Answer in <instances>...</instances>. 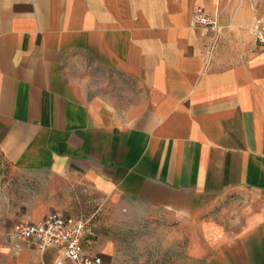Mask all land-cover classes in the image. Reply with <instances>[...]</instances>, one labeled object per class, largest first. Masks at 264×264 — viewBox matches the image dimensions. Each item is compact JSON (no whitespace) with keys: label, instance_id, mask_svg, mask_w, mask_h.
<instances>
[{"label":"crops","instance_id":"0c3cea01","mask_svg":"<svg viewBox=\"0 0 264 264\" xmlns=\"http://www.w3.org/2000/svg\"><path fill=\"white\" fill-rule=\"evenodd\" d=\"M197 5L215 28L194 23ZM263 11L0 0V154L27 185L0 211V264L63 258L14 235L52 211L84 222L83 249L105 264L122 263L114 219L168 264H264Z\"/></svg>","mask_w":264,"mask_h":264},{"label":"built area","instance_id":"2783aa9c","mask_svg":"<svg viewBox=\"0 0 264 264\" xmlns=\"http://www.w3.org/2000/svg\"><path fill=\"white\" fill-rule=\"evenodd\" d=\"M197 25L216 27L214 15L197 5L192 13ZM254 37L259 48L264 50V11L256 19ZM84 222L73 221L57 211L36 221H20L14 226V235L23 240H32L37 248L55 246L62 249L63 258L55 264H105L101 256L84 251L81 238Z\"/></svg>","mask_w":264,"mask_h":264},{"label":"rangeland","instance_id":"374dc122","mask_svg":"<svg viewBox=\"0 0 264 264\" xmlns=\"http://www.w3.org/2000/svg\"><path fill=\"white\" fill-rule=\"evenodd\" d=\"M26 187L24 176L16 173L0 154V211L8 207V199H10V206H16L17 195L21 194L22 197ZM95 229L96 237L103 235L102 223L96 225ZM126 229L119 219H114L112 226L106 229L111 232L117 255L122 259V263L118 261L116 264H168L166 261L158 259V254L155 253L151 245L148 248H142L143 244L138 246L134 240L127 238L130 235L134 238L135 234L133 231L126 233ZM137 256L138 259H136Z\"/></svg>","mask_w":264,"mask_h":264}]
</instances>
